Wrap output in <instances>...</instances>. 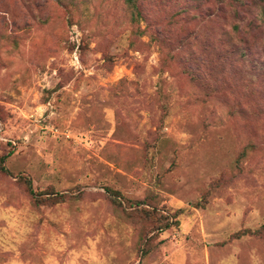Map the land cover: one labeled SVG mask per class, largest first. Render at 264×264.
Masks as SVG:
<instances>
[{
  "label": "rangeland",
  "instance_id": "rangeland-1",
  "mask_svg": "<svg viewBox=\"0 0 264 264\" xmlns=\"http://www.w3.org/2000/svg\"><path fill=\"white\" fill-rule=\"evenodd\" d=\"M137 4L0 0V264H264V0Z\"/></svg>",
  "mask_w": 264,
  "mask_h": 264
},
{
  "label": "trees",
  "instance_id": "trees-1",
  "mask_svg": "<svg viewBox=\"0 0 264 264\" xmlns=\"http://www.w3.org/2000/svg\"><path fill=\"white\" fill-rule=\"evenodd\" d=\"M125 2L131 11L132 18L136 19L137 17H139L141 12H140L139 6L137 4V0H125ZM244 154H245V150L243 152H241V155H244ZM7 156L8 155H3L0 158V170L2 172H4L5 174L13 176L14 175L13 172L7 167V164H6ZM19 180L24 182L28 192L34 197V199L38 203H41V202L44 203L47 200L48 201L53 200L55 202H59V201H62L65 199V195L63 193H59V192H56L54 190H46V191H42V192L35 191L32 179L30 177L20 176ZM105 189L108 193H110V197H112V199L115 202H117L118 204H121L125 200L124 196L118 190H114L110 187H106ZM134 203L138 207H141L143 204H146V200H135ZM198 205H201V203L200 204L198 203ZM149 207L150 208L148 210L147 209L145 210L147 216L150 218H155V217H158V219L160 218L161 224H160V226L158 225V227H160L161 230L169 229L172 226V224L177 222L174 219L170 220V219H172V215L163 216V214L160 213V210L156 205L152 204V205H149ZM263 232H264V223L259 228L255 229V230L245 228V229H242V230L236 232L234 235L236 238H240V237L247 235V234H249V235H261ZM144 251L145 252L147 251L146 247H144Z\"/></svg>",
  "mask_w": 264,
  "mask_h": 264
}]
</instances>
